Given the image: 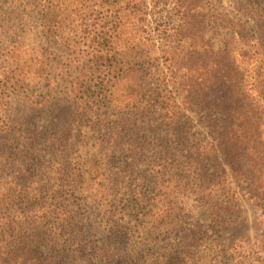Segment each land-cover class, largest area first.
<instances>
[{"label": "trees", "instance_id": "16d2710c", "mask_svg": "<svg viewBox=\"0 0 264 264\" xmlns=\"http://www.w3.org/2000/svg\"><path fill=\"white\" fill-rule=\"evenodd\" d=\"M168 1L178 22L156 32L155 64L133 35L121 44L125 0H0V264H218L245 202L264 228V30L248 38L221 0ZM145 70L150 94L114 98ZM60 97L73 127L30 123ZM153 120L176 137L140 140ZM91 138L106 159L85 155ZM201 206L209 223L188 224Z\"/></svg>", "mask_w": 264, "mask_h": 264}, {"label": "rangeland", "instance_id": "374dc122", "mask_svg": "<svg viewBox=\"0 0 264 264\" xmlns=\"http://www.w3.org/2000/svg\"><path fill=\"white\" fill-rule=\"evenodd\" d=\"M125 1L124 5H120L118 8L121 14L126 13L127 15L125 17V26L122 33L123 39H121V44L126 42L128 36L133 35L135 42L142 48L145 57L143 59L152 62L154 61L155 64H157L159 60H163L162 55L164 53L163 49L165 44L164 41L162 42L160 40L156 32L159 29H172L177 25L178 17L173 9V5H171L168 0H144L146 4L140 5H137L139 0ZM221 1L228 18L231 19L236 26H239V29L242 24L241 27L245 29L244 33L248 35V38L252 39L257 36L255 33H258L259 29L264 30V0ZM81 21V19L77 20V22ZM71 22L73 24V14H71V18L67 24H70ZM71 26L72 25L66 27L69 28ZM129 29L130 32H127ZM185 42L191 43V40L188 39L183 41V48H187ZM192 42L196 44L199 43L196 39ZM148 55L151 58L147 57ZM246 58L248 59L249 57ZM236 59H238L237 61H239L240 67H243V62L246 59L244 58V55H242V51L236 53ZM159 67L161 68L162 65H159ZM148 68L149 67L146 66L145 69ZM251 70L253 71V69ZM156 74H159V72ZM156 74H154L152 70H145L143 74H139L137 77L122 82L116 89L114 98L118 100V97H126L129 92H134V94H136V92L139 94H150V90L156 87ZM253 75H257V73L254 72ZM252 81L253 79L251 78V82ZM251 85H253V83L250 84V87ZM169 88L171 89L170 86ZM254 91L256 92L255 88ZM251 93L253 92L251 91ZM170 95L175 94L170 93ZM35 112L36 113L34 114L28 113L30 123L44 125L49 131H55V129H70L74 126L73 122L76 107L71 100L60 97L56 99L50 107L37 109ZM113 112L115 114L124 113L120 109H116ZM150 123L151 124L148 125L142 133H136L138 138L147 144L152 143L157 145L160 142V138L167 133H169V138H174L177 135L175 130L169 129L166 127L165 123H161V121L153 120ZM189 127L192 128V130H190L191 132H206L205 128L198 123V120ZM98 144L99 143L95 138L83 142V145L88 149V152L85 155L92 153L94 161H97L100 157L106 159V154L100 153V147ZM188 203H191V201ZM189 206L192 207V204H189ZM260 214L261 209L257 205L247 202L244 203L243 208L236 219H234L222 232L220 243L216 241L218 244L215 247L217 248V250L215 249V253L211 252V254L216 257L218 264H262L261 260L263 257L261 255H264V252H262V248L258 243H264V228L261 222L263 216ZM208 219L209 215L207 209L203 206H201L200 209L191 212V215L187 217L188 224L191 221V223L195 222L206 225L209 223ZM167 221L171 222L172 219L167 218ZM184 226H188L187 223L184 224ZM180 234L181 232L176 230L172 233L171 237L177 239V236ZM208 234H211L210 236L212 237L208 238L207 243L206 238L204 239L203 250L206 251V253L207 250H210L212 247V241L217 239V236L213 235L211 232H208ZM159 243L164 244V241L162 239L158 240L156 245H159ZM206 246L208 248H206ZM152 262L153 259H151L149 255L147 264H151Z\"/></svg>", "mask_w": 264, "mask_h": 264}]
</instances>
